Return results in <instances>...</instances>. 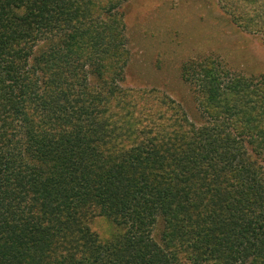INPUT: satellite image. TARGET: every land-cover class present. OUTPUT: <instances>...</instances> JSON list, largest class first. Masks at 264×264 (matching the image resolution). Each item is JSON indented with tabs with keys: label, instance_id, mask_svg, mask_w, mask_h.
Returning a JSON list of instances; mask_svg holds the SVG:
<instances>
[{
	"label": "trees",
	"instance_id": "obj_1",
	"mask_svg": "<svg viewBox=\"0 0 264 264\" xmlns=\"http://www.w3.org/2000/svg\"><path fill=\"white\" fill-rule=\"evenodd\" d=\"M128 1L0 0V264H180L192 239L191 264H264V177L242 152L264 157V76L183 64L210 119L199 128L155 90L120 89ZM219 2L264 38V0ZM145 118L151 139L138 137ZM227 173L235 223L208 187Z\"/></svg>",
	"mask_w": 264,
	"mask_h": 264
},
{
	"label": "rangeland",
	"instance_id": "obj_2",
	"mask_svg": "<svg viewBox=\"0 0 264 264\" xmlns=\"http://www.w3.org/2000/svg\"><path fill=\"white\" fill-rule=\"evenodd\" d=\"M123 22L126 39L124 50L129 57L116 85L123 90H155L173 102L184 113L189 124L197 128L206 127L210 119L196 103L193 87L181 77L183 64L192 60L213 59L232 74L254 80L264 76L263 35L239 29L219 0H131L123 8ZM113 120L120 122L116 116ZM155 120H159L158 125L161 124L159 118ZM149 122V118L140 121L144 130L143 133L139 131V138L151 139L157 133L156 128L150 131ZM244 140L249 141L247 136ZM126 142L124 147L129 149L132 141ZM243 144L245 163L264 177V157L252 145ZM208 173L210 177L207 176V179L211 180L213 174L210 170ZM231 184L234 186L227 173L220 175L216 183L210 182L208 185L222 188L223 192L219 193L222 203H217L216 212L226 220L225 223H235L224 209L228 206V193H233L234 198L239 199L235 196L237 187H231ZM211 195L206 191L204 206L217 202ZM244 212L250 213L247 207ZM88 215L86 225L89 224L91 231L103 236L106 225L91 224V214ZM161 230L162 222L158 221L153 230L155 240L160 238ZM193 245L194 239L184 245L189 246L190 250H181L178 256L180 264H191L196 256ZM201 264L217 262L205 261Z\"/></svg>",
	"mask_w": 264,
	"mask_h": 264
}]
</instances>
